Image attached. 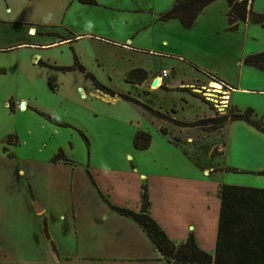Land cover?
Here are the masks:
<instances>
[{"label": "rangeland", "instance_id": "obj_1", "mask_svg": "<svg viewBox=\"0 0 264 264\" xmlns=\"http://www.w3.org/2000/svg\"><path fill=\"white\" fill-rule=\"evenodd\" d=\"M175 1L94 0L93 4H85L80 0H0V210L15 209L22 196L32 197L29 184L41 203L45 202L44 196L54 198L56 188L51 186L49 194L47 180L43 179L54 174L65 179L52 162L59 150L73 163L59 162L66 165L64 172L75 174L78 184L87 180L85 172L89 170L101 185L113 177L116 186L120 182L121 187L126 185L127 195L117 193L113 199L127 206L135 200L140 185H147L146 179L155 181L157 176L165 175L180 183L179 191L189 190L182 181L201 176L205 180L207 215H218V189L222 185L264 189V175L255 173L264 171V135L254 128L243 122H231L223 129L218 125L178 127L117 97L127 95L186 124L227 114L232 109L230 102L241 111L250 108L257 118L264 119V76L253 74L264 73L241 62L248 54L264 51V30L251 24L245 30L226 32L224 7L217 4L199 22L195 35L191 34L189 46L192 43L196 49L203 43L213 52L215 58L211 61L219 70L237 76L243 73L242 88L249 92L232 94L225 109L219 102L226 89L221 87L216 96L209 86L200 97L202 79L197 72L183 62L148 54L155 15L170 9ZM143 27L147 28L137 32ZM161 33L169 34L167 30ZM110 40L126 46L133 43L131 47L146 51L116 46ZM25 42L49 46L30 49L19 45ZM63 67L70 69L60 70ZM139 68L152 72L142 82L143 88L134 79L126 80L131 70ZM163 69L168 71L164 80L173 84L170 89L162 87ZM156 76L161 81L153 90L150 83ZM93 80L117 95L96 91ZM181 81L192 82V92L176 85ZM21 102H25V109H19ZM161 128L168 130L166 136L159 132ZM138 132L151 137L147 149L134 147L133 138ZM3 149L16 157L10 165L1 160ZM227 167L233 171H216ZM20 169L26 177L21 176ZM33 199L32 205H38ZM190 199L200 208L201 222L205 216L201 214L202 196L190 194ZM127 206L122 207L131 209ZM180 213L179 207L178 219H182ZM15 220L14 215V225ZM2 224L0 244L8 246L3 251L4 245L0 246V257L9 258L12 254L8 248L23 244L10 240L16 226L1 228ZM0 264L6 261L0 259Z\"/></svg>", "mask_w": 264, "mask_h": 264}, {"label": "crops", "instance_id": "obj_2", "mask_svg": "<svg viewBox=\"0 0 264 264\" xmlns=\"http://www.w3.org/2000/svg\"><path fill=\"white\" fill-rule=\"evenodd\" d=\"M247 2L252 12L264 14V0H247ZM217 4L223 5L226 18L228 6L224 0H217L201 12L190 30L184 29L177 20L161 22L158 19L163 12L156 14L155 20L151 23L153 31L150 35L151 41L148 54H156L162 58L169 57L172 60L183 62L197 72L202 79V83H199L201 85L200 89L202 90L198 95L200 97L204 94V91L206 92L210 89L208 87L210 86V82L213 81L211 78L215 77L221 80L226 88L230 89L229 100L231 101L232 94L234 95L235 92H249L246 88H242L243 73L241 76H237L236 74L233 75V73L229 74L219 70L211 61L212 58H215L214 55H212L213 52L203 45V43L201 46L196 47V49L195 45L192 43L189 46L191 34L197 31L199 22L203 17L207 16L208 12ZM251 24L249 20H246L245 23H240L238 25V29L235 32L245 30ZM259 27L264 30V23ZM146 28L147 27L139 28L137 32H141ZM161 30H167L169 34L161 33ZM29 31L31 34H34L33 29L30 28ZM137 32L135 34H137ZM78 37L79 36H75L74 38ZM125 41H128V39ZM61 42L63 41L58 43ZM110 42L113 45L123 48L128 47L130 50L136 52L146 51L142 48L131 47L133 43L126 46L119 41L110 40ZM19 45H27L30 49H39L49 46L28 42ZM246 56L242 58V64ZM251 69L253 70L254 68ZM142 70L147 72L148 77L152 75L149 69ZM260 73L264 72L260 71ZM253 74L254 76H264V74ZM138 85L141 88L144 87L142 83ZM176 85L182 86V88H188L189 90L193 84L192 82L181 81ZM172 86L173 84L168 83V81H165L163 78L162 87L170 89ZM236 86H239V88ZM190 91L192 92L191 89ZM261 92L264 93V88ZM205 100L209 101L208 103L211 102L209 99ZM229 105L231 108H236L231 102ZM25 108L26 105L24 106V109ZM1 157V160L8 165H10V161L16 159L13 153H9L8 150L5 152L4 149L1 153ZM59 164L62 165L58 166ZM54 165H57L58 169H60V174L65 177V179H63L59 175L54 174L45 176L43 179L44 181L47 180L46 188H48V193L51 186L56 188L53 194L54 198H51V196H44L45 202L41 203L38 200V195L33 191V187L29 184L28 188L31 193L29 195H32V197L25 198L22 196L19 207L15 209L0 210V214H2L0 222L3 223L1 228L3 225L11 227L16 226L13 228V232L16 233L13 234V238L10 240L23 244L22 247L8 248V252L12 255L9 258L0 257V259L6 261V264H90L88 262H96V264H164L163 261L159 260L157 252H155L142 230L132 221L110 211L98 196L97 190L103 194L112 205H119L117 207L127 206L113 199L117 193L122 196L127 195L126 185L121 187L120 184L122 182H120V184H117L119 186H116L114 177L107 182L108 184L101 185L94 179L90 172L93 181H90L88 175H86L87 180L80 185L78 184L79 181L75 174L64 172L66 169L65 164L56 163ZM261 170H264V168ZM206 171L207 170L203 168L205 175H207ZM258 171L255 173H258ZM19 173L22 177H26L22 169H20ZM141 178L145 179V175H141ZM174 180L173 176L170 175H165L164 177L157 176L155 181L154 179H146V186L151 204L150 215L174 243L184 241L188 234L192 233L197 245L202 250L213 253L219 213L218 215L217 213L213 215L208 213L207 215V208L205 207L207 194L205 180L201 178V176H194L192 181H182L181 184H185L186 188L189 189L188 191H179L178 188H181L180 183H176ZM92 182L94 184H92ZM83 187H85L86 191H83ZM184 189L183 187V190ZM140 192L141 185L135 195V200L131 205L127 206L134 211H138L140 208ZM104 193H108L109 196H106ZM190 194L193 196H202L204 208L201 214L205 216L201 222L199 221L200 208L191 201ZM31 198H34L33 200L36 199L38 205L35 202L32 205ZM35 206H37V212L35 211ZM179 207L180 211L183 212L180 213L183 220L178 219ZM194 209L195 212H193ZM192 212L193 214H191ZM14 215L16 217L15 225L11 222V217ZM175 226H177V232L175 231ZM171 229L175 232H172ZM1 245L4 244H0V246ZM5 245L1 247V251L5 249ZM10 246H16V244L11 243ZM25 246H29V248L25 249ZM23 251L27 256L24 255ZM31 252L32 254H30ZM13 256H15V258H13Z\"/></svg>", "mask_w": 264, "mask_h": 264}, {"label": "trees", "instance_id": "obj_3", "mask_svg": "<svg viewBox=\"0 0 264 264\" xmlns=\"http://www.w3.org/2000/svg\"><path fill=\"white\" fill-rule=\"evenodd\" d=\"M217 0H176L172 7L159 16V21L177 20L186 30H190L201 12ZM228 6L226 13V31L235 32L240 23L249 20L254 25L262 26L264 14L252 12L247 0H224ZM82 3L93 4L94 0H80ZM243 65L264 71V52L248 55L243 60ZM70 68H60L66 71ZM137 74L138 77H135ZM140 75V76H139ZM137 78V79H135ZM147 78V72L142 69L131 70L127 74V81L136 80L141 84ZM214 80H218L213 77ZM96 90L114 97L117 94L111 93L93 80ZM135 83V82H134ZM223 83V82H222ZM118 98L135 104L145 112L164 121H169L178 127L205 128L218 125L223 129L231 122H243L264 135V119L257 118V115L250 108L240 111L232 108L229 113L216 118H206L191 124L182 123L170 119L168 116L154 111L145 104L127 96L117 95ZM44 116L50 122V117ZM162 135H167L168 130L159 129ZM151 137L143 132H138L133 138L135 148L144 150L150 145ZM175 141H179L175 139ZM7 151V149H4ZM221 154V152H220ZM53 163L63 162L73 164L66 159L61 150L52 159ZM216 171H233L232 168H218ZM90 181H93L89 171H86ZM264 175V171L258 172ZM92 184H94L92 182ZM101 201L113 213L122 216L135 223L145 234L153 249L157 252L159 260L164 264H264V189L222 185L218 189L220 201L216 242L213 253L202 250L196 243L192 233L181 243L171 241L164 230L150 215V201L146 184L141 185L140 208L134 211L125 207L112 205L106 197L97 190Z\"/></svg>", "mask_w": 264, "mask_h": 264}, {"label": "built area", "instance_id": "obj_4", "mask_svg": "<svg viewBox=\"0 0 264 264\" xmlns=\"http://www.w3.org/2000/svg\"><path fill=\"white\" fill-rule=\"evenodd\" d=\"M161 79H163V78H165V77H167V75H168V71H166V70H163L162 72H161ZM214 81V80H213ZM216 83H218L219 85H220V87H223V90L224 89H226L225 91L226 92H224L226 95H224L223 97H222V100L219 102V104H220V106H225V109H227V105H228V101H229V89L228 88H226V86H225V84L224 83H222V82H220V81H216ZM222 89V88H221ZM213 90H215V89H212V91ZM220 92V91H219ZM219 92H217L216 94H214V95H218L219 94ZM209 100H211V99H209ZM224 106L222 107V108H224Z\"/></svg>", "mask_w": 264, "mask_h": 264}, {"label": "water", "instance_id": "obj_5", "mask_svg": "<svg viewBox=\"0 0 264 264\" xmlns=\"http://www.w3.org/2000/svg\"><path fill=\"white\" fill-rule=\"evenodd\" d=\"M37 60V58H34V61H36ZM160 80V78L159 77H155L154 79H153V81L151 82V84H150V88L151 89H157L158 88V81ZM102 93V92H101ZM104 94V93H103ZM24 106H25V103L24 102H21L20 104H19V109L20 110H22V109H24ZM37 206H35V211L37 212Z\"/></svg>", "mask_w": 264, "mask_h": 264}, {"label": "bare ground", "instance_id": "obj_6", "mask_svg": "<svg viewBox=\"0 0 264 264\" xmlns=\"http://www.w3.org/2000/svg\"><path fill=\"white\" fill-rule=\"evenodd\" d=\"M160 81H161V80L158 81V85H159ZM210 88L215 89V90L212 91L213 93H217V92H219V91L221 90L220 85L217 84V83H215V82H211V84H210ZM153 90H157V89H153ZM209 93H210V92H209ZM205 96H206V97H209L208 94H206V93H205ZM212 97H213V96H212ZM213 98H215V97H213Z\"/></svg>", "mask_w": 264, "mask_h": 264}]
</instances>
